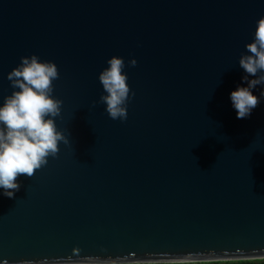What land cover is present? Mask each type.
<instances>
[{"label":"water","instance_id":"95a60500","mask_svg":"<svg viewBox=\"0 0 264 264\" xmlns=\"http://www.w3.org/2000/svg\"><path fill=\"white\" fill-rule=\"evenodd\" d=\"M261 18L264 0H0V107L22 58L53 62L68 140L0 189V264L264 259V85L247 119L230 99ZM114 56L123 121L99 102Z\"/></svg>","mask_w":264,"mask_h":264},{"label":"clouds","instance_id":"9594fccd","mask_svg":"<svg viewBox=\"0 0 264 264\" xmlns=\"http://www.w3.org/2000/svg\"><path fill=\"white\" fill-rule=\"evenodd\" d=\"M247 52L239 60L244 70L243 83L230 94L237 119H247L259 105L260 97L253 95L257 86L264 85V18L257 22L254 42L246 45ZM109 67L99 75L107 95H101L100 103L106 104V111L113 120H127V104L131 89L124 72L125 61L112 57L107 61ZM130 65L135 67L136 60ZM250 77H256L250 79ZM59 79L57 65L53 62H40L38 56L22 58V63L8 75L11 87L19 89L5 98L0 107V189L3 196L13 199L21 188L17 183L19 176L31 178L36 170L47 165L48 157H56L59 143H68L64 133L58 131L55 118L61 115L63 101L53 98V81ZM132 96L135 93H131ZM264 97V91L260 92ZM95 107V102L93 103ZM21 264H36L23 261ZM41 264H72V258H58ZM81 264H127L126 261H101L98 257H84ZM135 264H151L137 261ZM177 264V262H172ZM179 264H196L183 261ZM201 264H264V259L214 260Z\"/></svg>","mask_w":264,"mask_h":264},{"label":"rangeland","instance_id":"374dc122","mask_svg":"<svg viewBox=\"0 0 264 264\" xmlns=\"http://www.w3.org/2000/svg\"><path fill=\"white\" fill-rule=\"evenodd\" d=\"M196 264H201V263H196Z\"/></svg>","mask_w":264,"mask_h":264}]
</instances>
